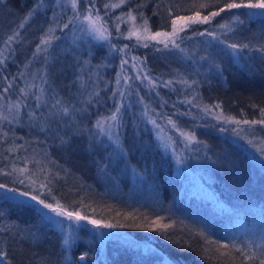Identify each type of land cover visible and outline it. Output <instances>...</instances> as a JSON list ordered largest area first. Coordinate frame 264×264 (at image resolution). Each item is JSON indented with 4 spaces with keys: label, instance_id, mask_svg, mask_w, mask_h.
Wrapping results in <instances>:
<instances>
[{
    "label": "trees",
    "instance_id": "1",
    "mask_svg": "<svg viewBox=\"0 0 264 264\" xmlns=\"http://www.w3.org/2000/svg\"><path fill=\"white\" fill-rule=\"evenodd\" d=\"M226 2L127 0L119 8L105 9V3L119 0H96L112 33L103 42L87 31L83 15L70 25L71 31L62 29L74 15L70 0H43L23 28L18 25L40 0H7L0 6V57H6L0 64V183L88 219L126 225L107 229L84 221L69 236L65 217L8 192L9 199L0 197V253H6L0 264H242L240 253L228 260L218 245L264 242V125L221 124L212 115L217 108L236 120L261 118L264 51L258 49L264 46V10H225L208 23L188 24L179 33L183 51L128 38L133 25L142 29L139 13L150 31H168L169 7L172 18H178L197 10L209 15ZM85 7L91 5L81 3L79 10ZM128 11L136 20L125 17L116 32V18ZM49 28L61 39L36 53L38 46L47 47L42 38L48 37ZM14 31L19 37L6 47ZM229 43L249 47L234 52L226 47ZM112 54V61L127 60L123 72L128 80L118 89L111 62L105 65ZM130 58L136 59L138 71L128 64ZM45 72L49 104L37 108L35 95ZM29 85L35 87L24 97L20 89ZM57 96L70 109L75 106L70 116H53L49 105ZM17 101L27 105L19 114L12 107ZM116 107L120 119L112 131L119 147L95 126ZM205 107L210 111H203ZM31 112L36 116H29ZM154 127L170 135L177 154L160 145ZM180 131L195 139L185 144ZM45 179L49 183L41 187ZM157 218L171 223L156 227Z\"/></svg>",
    "mask_w": 264,
    "mask_h": 264
},
{
    "label": "snow or ice",
    "instance_id": "2",
    "mask_svg": "<svg viewBox=\"0 0 264 264\" xmlns=\"http://www.w3.org/2000/svg\"><path fill=\"white\" fill-rule=\"evenodd\" d=\"M7 0H0V6H4L6 5ZM127 2V0H119V3H105L104 4V8L108 9V8H119L121 7L123 4H125ZM43 0H40V3H37L35 8L30 10L27 14L26 17L24 19V21H22L19 25L18 28H23L25 26L26 23H28V21L33 17L35 11L37 9H39L42 6ZM71 3V7L74 10V15L72 17H70L68 19V21L66 23H64L62 25V29H68L69 31H71L70 29V25L74 26L75 22L80 20V17L83 15L84 17V21L87 22L88 28L87 31L94 35V38L98 39V40H103V41H110L112 33L108 30L106 24L107 22L104 21V17H102L100 15V9L95 7V3L96 0H70ZM81 3H86L88 5H91V7H85L83 12H81L79 10V6ZM143 5H137V7H142ZM208 7L207 4H200L199 8H206ZM261 9L264 10V0H247V2H244V0H240V2H236V0H229V2L224 3L219 11H212L209 15H204L201 16L200 11H195L193 14L188 15L187 17L185 16H180L178 19L179 20H183L187 22H191L193 24L195 23H208L209 20L213 17H216L218 15H220V12H223L225 10H231V9ZM134 11V9H133ZM133 11H128L126 13H123L121 16L117 17V23L115 25V30L116 32H120V22H123L125 17H127L128 20L130 21H135L136 20V16L133 15ZM86 13V15H85ZM172 9L171 7H169V16H170V24H171V31H165V32H160L157 31L154 34L150 32L149 30V26H148V20L146 17H144L143 13H139L143 23L141 25H139L140 28L143 29V31L145 33H148L147 39H151V40H156L159 37H165L167 39L164 40H160V43H163L166 49L171 50H179V51H183L181 44L184 40L183 36H180L179 33L184 31L185 27H186V23L185 24H181L179 27H177L178 24V19L177 18H172ZM156 13H154L155 15ZM264 14V13H262ZM105 15H108V13L106 12ZM235 15V20L240 21V15L234 14ZM240 23H243V21H240ZM221 28L224 29H228V30H232L230 25L228 24H221L220 25ZM48 37L47 38H42V45L47 46V47H40L38 46L36 48V53H41L42 51H48L49 48H51V44L53 40H59L61 39V37L59 36H55L53 33V30L51 28H49L48 30ZM137 35L138 39H139V34L137 32L136 26L133 25V28L128 32V38H131L132 35ZM197 34L199 35H205V32H199L197 30ZM20 32L19 31H14L12 35H10L7 39V41L5 42L6 47L8 45H10L12 42L17 40V37H19ZM123 33H120L119 36H117V39L120 38V36H122ZM207 35L212 37V39L215 40H219V36H217L215 33L213 32H207ZM169 41L171 42L170 46H169ZM221 43H224L223 41H220ZM143 46L147 47V44H144ZM127 47V46H125ZM226 47L229 49H232L234 52H238V51H243L244 49L248 48V45H238L235 43H229L226 44ZM159 50V49H157ZM259 51H264V46H262L260 49H258ZM9 51H14L13 49H9ZM36 53H34L33 55H35ZM6 60V57H0V64H3L4 61ZM79 63V62H77ZM87 63V62H85ZM127 63V60L122 61V64ZM22 75V74H21ZM145 77H147V73L144 74ZM47 72L44 73L43 76L40 77L41 79V86L39 88V94L35 95V100L37 101L36 107L40 108L42 105H48L49 101L47 99H45V96L48 95V90H46L43 87V84L48 83V79H47ZM6 79V77H5ZM117 85H119L120 83V77L117 76ZM173 83V81H167L166 82V86L167 85H171ZM183 83H188L186 80L183 81ZM193 83H195L193 81ZM149 84L155 86V82L149 78ZM190 86V85H189ZM31 87H35V85H29L27 88H23L20 89V92L22 93V95L24 97H27L29 95V89ZM4 91H8V89H5ZM96 96L99 95V93H95ZM115 95V94H114ZM123 98V93H121V99ZM193 99H195V97H193ZM188 103H191V101H187ZM26 103L22 102V101H17L12 107H14L16 109L17 114L20 113L22 107H26ZM215 107H220V105H215ZM50 110H55L52 114L53 116H55L57 113H61L63 116H70V113L75 111V106H72V108L70 109L67 105H65L63 103V100L61 98L57 97H53L52 98V102L49 105ZM203 111L205 112H209L210 109H208L207 107H205L203 109ZM29 116L31 117H35L36 113L35 112H31L29 113ZM260 116L261 118L259 120H248V119H243L241 120H236L233 117H229V116H225L224 117V123H234V124H246L249 125L250 127L260 124V125H264V108L260 109ZM4 119H6V117H4ZM119 119H120V108L116 107L115 110L113 111V113L109 116L106 117L105 120H98L96 122V128L99 130L101 135H105L108 136L109 140H111L117 147H119V143H118V134H114L112 131V128L118 126L119 123ZM105 121H111L112 125L109 127H105ZM65 123L67 124V121H65ZM153 124H155V121H152ZM169 123L173 124L175 126V122L172 120H169ZM42 131H46L47 129H44L43 127L41 128ZM221 131H225L226 129L221 128ZM237 131L239 133L240 130H234ZM6 135V133H5ZM180 135L181 136H185L186 139H195L194 134L191 133H185L183 131H180ZM248 143H252L251 140L248 141ZM261 153L264 154V149L261 150ZM20 171H25V169H20ZM20 183H23V181L21 180ZM49 183V181L47 179H45V182L41 184V187H47V184ZM0 189L5 190L3 193H0V197H3L5 199H9L10 197H8L6 195V193L11 192L13 194H17L19 196L22 197H28L29 199H31L32 201H35L37 203V205H42V207L44 209H49L51 212L56 213L58 216H63L65 217L67 220L69 221H75L77 226H79V223L82 221H87V223H90L96 227H102V228H107V229H113V228H123L126 225L124 224H113V223H101L100 220H96V219H88L87 216L85 215H81L80 212L78 211H65L63 209L62 206H60L59 204H57L56 207L53 206L52 203H48L46 202L45 199H41L39 197L38 194L36 195H30L29 192L25 191V192H17V189L15 188H6V185L3 183H0ZM155 223H159L158 221H156ZM71 226L69 225V228ZM0 231H3V229H0ZM71 235V232H69V236ZM65 244L69 243V240L66 238L64 240ZM247 247V250H246ZM219 249H223L224 251L221 253L223 256L227 257L228 260H235L236 257L232 255V253H240V255L244 258V260L242 261V264H252V262H255V264H264V242H262L260 245H256L255 242L250 241L248 242L247 246L242 245V244H222L219 245ZM0 256H6V253H0ZM222 264H227V260L223 261Z\"/></svg>",
    "mask_w": 264,
    "mask_h": 264
},
{
    "label": "rangeland",
    "instance_id": "3",
    "mask_svg": "<svg viewBox=\"0 0 264 264\" xmlns=\"http://www.w3.org/2000/svg\"><path fill=\"white\" fill-rule=\"evenodd\" d=\"M201 16H204V15H202L201 14ZM185 17H187V16H185ZM179 18V17H178ZM177 18V19H178ZM186 23V21H183V20H179L178 19V24H177V27H179L181 24H185ZM188 24H192L191 22H187L186 23V26L188 25ZM168 31H171V28L168 30ZM137 32H138V34H139V39H138V37H137V35H132V36H134L135 38H137L139 41H141V42H151V41H160V40H164V39H167V38H165V37H159V38H157L156 40H151V39H147V36H148V33H145L144 31H143V29H137ZM151 33H155V32H157V31H150ZM160 32H165V31H160ZM101 42H103V40H100ZM107 45V43H100V46L101 47H105ZM113 54L112 55H109V56H107V60H106V62H105V65H108L110 62V65H108V67L110 68V69H112V70H115L114 71V75H113V79H114V83H115V87H116V89H118V88H120V87H123V85L125 84V80L127 81L128 79H127V77L125 76V74H124V72H123V68H124V65L122 64V61H120L119 60V58H116V59H114L113 61H112V58H113ZM91 59V58H90ZM136 63H137V61H136V59L135 58H130V61H129V65L130 66H133L134 67V69L136 70V71H138V65H136ZM87 65L88 66H91V61H87ZM115 68V69H114ZM84 70H87V67L86 66H84ZM106 72H108V71H106ZM110 73L112 72V71H109ZM98 72H97V70H96V72H94V75H93V77L95 76L96 78H97V76H98ZM106 75H108V74H106ZM139 76H140V74H138ZM117 76H119L120 77V83H119V85H117V82H116V80H117ZM212 115L213 116H215V117H217V119H220L219 120V123H221V124H225L223 121H224V115L221 113V111H219L217 108L215 109V108H213L212 109ZM105 120V119H104ZM106 122V124H105V127H109L110 125H112V122L111 121H105ZM154 131H155V134H156V138H157V140H158V142L160 143V145H162L163 147H165L168 151H171V152H173L174 154L176 153L177 154V152L174 150V141H173V139L170 137V135L163 129V128H161V127H154ZM191 139H186L185 138V136H183V138H182V141L185 143V144H187V142L188 141H190ZM193 141V140H192ZM19 197H22V196H19ZM62 217V216H61ZM63 218V217H62ZM156 221H158L159 223H155ZM67 222L69 223L68 224V235H69V232H71V236H74L75 234H76V232H77V230H78V228L81 226V224H83V222L84 221H82V222H80L79 223V226H77V224H76V222L75 221H69V220H67ZM171 223V221L170 222H165V220L164 219H162V218H157V219H155L154 220V226H156V227H162V226H166V225H169ZM69 225L71 226L70 228H69ZM219 246V245H218ZM223 250V249H222ZM224 251V250H223Z\"/></svg>",
    "mask_w": 264,
    "mask_h": 264
},
{
    "label": "water",
    "instance_id": "4",
    "mask_svg": "<svg viewBox=\"0 0 264 264\" xmlns=\"http://www.w3.org/2000/svg\"><path fill=\"white\" fill-rule=\"evenodd\" d=\"M82 259H84L83 257H81Z\"/></svg>",
    "mask_w": 264,
    "mask_h": 264
}]
</instances>
